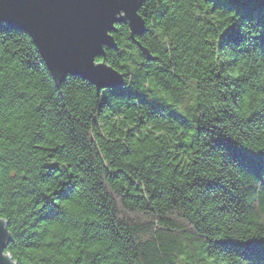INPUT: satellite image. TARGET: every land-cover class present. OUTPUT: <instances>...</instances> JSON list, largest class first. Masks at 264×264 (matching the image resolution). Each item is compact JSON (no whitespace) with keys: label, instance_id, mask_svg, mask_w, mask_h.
<instances>
[{"label":"clouds","instance_id":"obj_1","mask_svg":"<svg viewBox=\"0 0 264 264\" xmlns=\"http://www.w3.org/2000/svg\"><path fill=\"white\" fill-rule=\"evenodd\" d=\"M137 2L134 15L142 26V0ZM149 3L159 14L149 17L143 31L134 33L129 23L117 22L125 16L123 10L105 31L107 38L118 28L126 38L141 37L143 47L128 50L127 82L104 66L109 62L107 49L114 46L100 44L91 65L103 66L118 78L120 90L136 84L152 101L163 100L176 113L202 120L206 135L193 152L213 159L200 167L189 155L181 162L186 175L178 178L170 157L176 155L177 142L194 139L187 129L154 120L144 134H128L124 124L134 121L132 112L115 116L111 110L96 111L92 86L115 92L109 85L72 73L53 76V85L46 73L25 66V60L39 52L33 38L0 29V264H264L243 248L224 247L225 241L264 243V168H253L245 160L264 158V46L259 43L264 23L258 16L229 10L225 0ZM255 3L259 8L264 0ZM230 28L239 33V40L222 42ZM217 32L222 33L218 45ZM149 52L160 63L156 70L138 74L143 61L152 59ZM113 64L119 67L118 60ZM221 67L222 80H204L209 70ZM92 117L100 120L99 126L88 127ZM70 128L77 129L79 139ZM102 130L100 138L92 135ZM89 137L99 142L85 148ZM49 148L60 153L55 161ZM84 162L87 166H81ZM118 168L131 170L143 184L141 196L155 188L179 189L181 198H187L184 206L161 212L159 202L146 199L157 209L147 213L125 201V189L131 190L127 181L108 179V169ZM53 171L58 174L53 176ZM212 176L232 180V200L218 194L205 200L196 194L192 182ZM101 202L108 203L107 211ZM46 209L54 213L51 219L42 218ZM160 215L171 217L172 225L162 226ZM139 216L143 219H136ZM171 226L176 227L171 234L176 242L169 246L171 239L161 232ZM181 229L190 235L185 238Z\"/></svg>","mask_w":264,"mask_h":264},{"label":"trees","instance_id":"obj_2","mask_svg":"<svg viewBox=\"0 0 264 264\" xmlns=\"http://www.w3.org/2000/svg\"><path fill=\"white\" fill-rule=\"evenodd\" d=\"M223 6H225L229 10H231L232 8H236L238 14L242 16H258L259 22L264 23V5H261L258 8L255 3V0H225ZM139 13L142 14V17L144 18L148 27V24L151 22L149 17L153 13L158 15L159 11L155 9L151 3H149V0H142L139 6ZM0 29L8 30L13 28L1 26ZM146 35L147 33H145V36ZM220 35H222L221 32L216 33L215 42L217 45L219 44ZM113 36L118 45V49H107V53L109 55L108 64L119 72H121L125 77V81L127 82V69L129 68V64L125 61L127 59L129 48H135L137 45L133 43L130 38H126L123 32L119 30V28L116 32H113ZM239 38V33L236 30L230 28L226 30V32L222 35V42H226L228 40L238 41ZM137 40L141 43L140 36H137ZM259 43L264 46V33H262L259 37ZM152 56L154 57L153 60L145 59L143 61L144 66L138 70V74H147L153 70H156L155 66L160 63V58L153 54ZM98 59L100 61L102 60L101 58ZM114 59L119 61L118 68L115 67L113 64ZM25 66L30 68L33 72L46 73L49 81L53 85L55 84L52 74L50 73L46 63L44 62L42 56L38 51L35 53V55L25 60ZM159 71L164 72L167 71V69H159ZM222 77L223 67L215 71L209 70V72L205 75L204 80L208 83H212L213 81L222 80ZM145 85H147V80H145ZM92 87L93 95L96 97V111L98 114L103 113L105 110H111L115 116H119L125 111L132 112L135 115L134 121H126L124 124V129L128 134H144L147 126L154 120H163L174 126H179L180 128L188 130V136L194 137V139L192 140V142H188L187 138L181 139L174 146V151L176 152V155L170 157V167L178 178H183L184 175H186V171L181 162H187L189 155L194 156V159L192 161L193 165H198L200 167H207L208 161L213 159V156L201 158L200 156H196V154L193 152L194 147L197 149V151H199L198 141H200L201 138L206 135L203 131H201V129L205 127V124L202 120H193L188 116L176 113V109L163 100L152 101L151 98L144 92L143 88H140L136 84H130L129 87L124 90H120V87L112 88L115 92L111 93L108 92L105 88L100 90V92H97L95 86ZM224 87L227 88L229 87V85H224ZM56 91L58 92L59 90ZM141 111L143 112L142 115L140 114ZM169 113H172V115H169ZM182 120L183 122H181ZM129 122L133 123V127L127 126ZM99 125L100 120L96 117H92L88 123L89 128L96 127ZM148 130L150 131V129ZM69 131L73 138L79 139V134L76 128H70ZM152 134L157 135L156 132H153ZM92 135L97 138H100L102 135H104V131L102 130L100 132H95L92 133ZM98 142V139L92 140L91 137H89L88 142L84 143V147L87 148L90 143L95 144ZM48 151L53 154V161H55L56 156L60 154L55 148H49ZM215 159L219 161V157H215ZM245 160L253 168H264V158H245ZM81 166H87V162L82 163ZM44 171L47 172L48 170L45 169ZM108 172L111 173V175L108 176V179L112 182H116L121 179L127 181V187L131 190L125 189L122 199H124L125 201H132L139 204L142 209H144L147 213L155 212L157 209L153 208L151 203H146V199L147 201L159 202L158 207L161 212H163L165 209L183 207L185 204V200L187 199L181 198L179 189L173 190L167 188L151 189L150 195H148L147 197L141 196L140 193L143 191V184L138 183L133 178L131 170L126 171L125 169L118 168L115 171H113L112 169H108ZM57 174L58 173L55 171L52 172L53 176ZM192 188L195 189V192L198 196L203 197L205 200H207L210 196H213V194L226 196L229 200H232V197L235 196V185L233 184L232 180L230 178H225L221 176H212L211 179L198 178L197 180L192 182ZM228 193H232V196H227ZM52 198H57L55 193L53 194ZM240 206L243 207L242 202H240ZM108 207V203L101 202V208L103 210L107 211ZM221 207H223L222 204ZM53 215L54 213L52 211L46 209L45 212L42 214V218L45 220L51 219ZM136 219H143V217L139 216L136 217ZM157 219H159L160 224L162 226L172 225L173 223L172 218L169 216L160 215L157 217ZM251 220L253 222H259V217L252 216ZM148 223L151 224L152 222L149 221ZM175 231L176 227L171 226L163 228L161 232V237L167 236L171 239V243L169 244V246H172L176 242L175 238L171 237V234ZM180 234L185 236V238L190 235V233L185 229H181ZM224 247L243 248L245 254L257 255L261 259H264V243L251 242L246 245H235L231 241H225Z\"/></svg>","mask_w":264,"mask_h":264},{"label":"water","instance_id":"obj_3","mask_svg":"<svg viewBox=\"0 0 264 264\" xmlns=\"http://www.w3.org/2000/svg\"><path fill=\"white\" fill-rule=\"evenodd\" d=\"M137 7V0H0V27L29 34L52 76L59 78L64 73H72L119 88L118 78L103 66L93 68L91 59L99 53L102 43L118 49L113 33L110 34L113 44L105 36L116 12H125L117 22L129 23L134 33L147 28L146 22L141 26L134 15ZM137 36L131 37V41L143 47ZM149 56L154 59L150 52ZM104 66L125 80L124 75L108 63Z\"/></svg>","mask_w":264,"mask_h":264}]
</instances>
